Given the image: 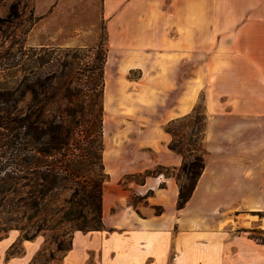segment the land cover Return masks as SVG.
Instances as JSON below:
<instances>
[{
  "label": "crops",
  "instance_id": "obj_1",
  "mask_svg": "<svg viewBox=\"0 0 264 264\" xmlns=\"http://www.w3.org/2000/svg\"><path fill=\"white\" fill-rule=\"evenodd\" d=\"M103 12L104 226L74 229L55 264H166L171 255L175 264L202 238L203 250H260L235 231L264 213V0H103ZM201 99L205 167L178 207L167 169L183 156L166 125ZM119 126L131 129L121 141L112 135ZM19 239L15 229L0 238V264H29L43 242L23 239L10 254Z\"/></svg>",
  "mask_w": 264,
  "mask_h": 264
},
{
  "label": "rangeland",
  "instance_id": "obj_2",
  "mask_svg": "<svg viewBox=\"0 0 264 264\" xmlns=\"http://www.w3.org/2000/svg\"><path fill=\"white\" fill-rule=\"evenodd\" d=\"M201 33L203 35V32L198 35ZM107 36L108 17L103 12V0H0V96L5 88H16L23 77H28L27 83L39 91V97L34 98L32 89L25 86V95L20 100L22 106L31 103L34 108L44 109L49 117L65 107L79 112L99 109L102 102L104 104L99 66L107 47ZM137 74L138 70H132V75ZM125 99V95L119 98L123 107ZM198 104L201 107L190 115L169 122L175 143L183 150V161L207 153L202 99ZM118 119L125 123L123 117ZM129 130L124 126L115 127L112 135L121 141L130 134ZM1 138L0 132V141ZM181 166L169 167L167 172L178 174L180 181L188 184ZM159 169L163 168L158 165L150 171ZM135 178L141 179V175ZM64 182L67 185L54 191L33 218L27 217L33 212L28 206L10 211L0 206V238L10 230L20 233V239L8 249L10 253L24 250L22 240L27 234L43 239L29 264L62 261L78 223L65 217L66 200L77 183L74 178ZM28 189L30 187H24ZM83 203L85 201L75 206L83 207ZM247 217L254 218L250 214ZM255 218V222L246 221L235 233L249 237L252 246H259L260 250H248L247 244L246 250H203L206 240L202 238L199 240L201 250H179L180 258L178 261L175 256L178 262L175 264H264V213ZM166 264H173L172 255L166 257Z\"/></svg>",
  "mask_w": 264,
  "mask_h": 264
},
{
  "label": "trees",
  "instance_id": "obj_3",
  "mask_svg": "<svg viewBox=\"0 0 264 264\" xmlns=\"http://www.w3.org/2000/svg\"><path fill=\"white\" fill-rule=\"evenodd\" d=\"M106 60L107 47L99 66L102 95ZM27 82L28 77H23L16 88H5L0 96V206L8 211L28 206L33 212L27 217L33 218L54 191L67 185L65 180L74 178L77 184L66 200L65 217L78 220V229L102 228L104 183L109 178L104 163L103 102L97 110L88 108L79 112L65 107L49 117L44 109L34 108L31 103L20 105L25 86L32 89L34 98L39 97V91ZM200 107L198 104L195 110ZM204 114L206 119V112ZM166 129L173 135L170 148L183 154L169 123ZM204 167L202 154L183 161L181 168L188 184L182 183L180 176L172 172L180 185L178 207L184 206L192 196ZM27 186L30 189L24 190ZM82 201H85L83 207L75 206ZM32 238L25 235V239ZM69 247L71 240L67 249Z\"/></svg>",
  "mask_w": 264,
  "mask_h": 264
}]
</instances>
